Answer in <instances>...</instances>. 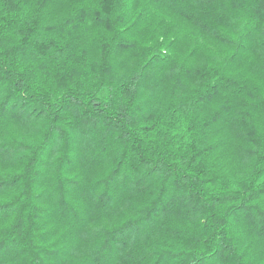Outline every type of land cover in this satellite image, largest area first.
<instances>
[{"label": "trees", "instance_id": "1", "mask_svg": "<svg viewBox=\"0 0 264 264\" xmlns=\"http://www.w3.org/2000/svg\"><path fill=\"white\" fill-rule=\"evenodd\" d=\"M0 264H264V0H0Z\"/></svg>", "mask_w": 264, "mask_h": 264}, {"label": "rangeland", "instance_id": "2", "mask_svg": "<svg viewBox=\"0 0 264 264\" xmlns=\"http://www.w3.org/2000/svg\"><path fill=\"white\" fill-rule=\"evenodd\" d=\"M8 131H9V132H12V131L15 132L14 129H10V130H8ZM227 161L230 162V163H232L231 159H228V158H227Z\"/></svg>", "mask_w": 264, "mask_h": 264}]
</instances>
